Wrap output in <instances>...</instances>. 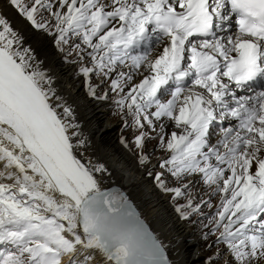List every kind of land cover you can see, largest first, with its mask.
Returning <instances> with one entry per match:
<instances>
[{"label": "snow or ice", "instance_id": "obj_1", "mask_svg": "<svg viewBox=\"0 0 264 264\" xmlns=\"http://www.w3.org/2000/svg\"><path fill=\"white\" fill-rule=\"evenodd\" d=\"M8 3L57 44L76 37L91 49L92 66L80 71L114 76L111 87L123 93L117 103L132 117L138 148L151 138L144 129L157 127L153 118L182 129L165 143L159 125L172 153L161 167L170 165L181 186L166 187L163 173L158 186L186 199L176 211L188 219L201 207L188 191L192 181H183L198 174L223 194L205 238L219 232L216 243L230 256L225 264H264V0ZM24 44L0 13V264H62L64 257L68 264H171L127 199L102 191L96 173L106 167L85 160L90 145L73 107ZM73 50L85 51L79 43ZM138 71L148 74L133 83ZM166 92L171 98L162 101ZM89 93L97 95L90 79ZM148 159L141 155L140 163Z\"/></svg>", "mask_w": 264, "mask_h": 264}, {"label": "bare ground", "instance_id": "obj_2", "mask_svg": "<svg viewBox=\"0 0 264 264\" xmlns=\"http://www.w3.org/2000/svg\"><path fill=\"white\" fill-rule=\"evenodd\" d=\"M0 12L8 18L14 29L24 35V46L31 47L37 61L41 62L53 76L54 87H56L58 93L73 107L76 120L80 125V131L87 138L90 145L88 150L83 153L84 158L86 160L91 159L93 164L102 163L107 169V172L97 173L96 175L102 178L111 177L112 180L128 191L147 221L161 238L176 264H207L203 260L205 252L201 249L199 235L185 222L187 220L179 215L180 213L176 211L177 207L175 206V208L172 205L174 194L162 191L158 186L157 176L149 175L151 162L141 164L138 157L130 154L129 149L118 140V137L122 136H119L118 125L110 117L109 102L104 98H98L97 95L93 96L87 93L86 89L89 81L83 79V74L80 71L81 67L87 66L86 63L81 64L78 62L81 77L77 78L76 67L65 64L59 56L58 49L55 46L56 37L42 30L34 29L8 3V0H0ZM72 43L83 44L79 38L77 42ZM83 46L84 49L87 48L86 45L83 44ZM139 50L141 49H137V53ZM160 50V48L153 50V57ZM68 55L69 53H65V56ZM88 65L91 67L92 61ZM120 67L122 69V66ZM147 74V72H143V75ZM96 75L103 78L100 74ZM143 75L138 71L134 75L133 83L140 82ZM112 78H103V85L108 86V92L111 93L113 89L107 84ZM94 88L96 90V87ZM125 92H127V89H125ZM114 95L115 93H112V98ZM170 98V95L166 92L161 100L166 101ZM118 100V98L113 100L116 107L119 105ZM155 121L154 119V123ZM216 122L222 126L219 120L213 123L210 128V142L211 140L217 141L220 135L221 127L217 126ZM228 123V121H224L223 125ZM232 123H235V121H232ZM160 124H163L167 134H171L173 131L178 134L182 132L181 128H177L175 123L167 118L156 121L157 129H160ZM169 124L171 127H168ZM158 135H161V131ZM219 207L220 205L217 208ZM62 264H68L67 257L63 258Z\"/></svg>", "mask_w": 264, "mask_h": 264}, {"label": "rangeland", "instance_id": "obj_3", "mask_svg": "<svg viewBox=\"0 0 264 264\" xmlns=\"http://www.w3.org/2000/svg\"><path fill=\"white\" fill-rule=\"evenodd\" d=\"M24 2L27 3L28 0H24ZM43 15L45 17H48L49 19L51 18L50 13L48 12H44ZM54 31L55 29L53 28V32ZM49 34L52 35L51 33ZM56 40L55 46L58 49V53L61 59L64 61L65 64L75 66L77 69L76 77H81L79 73L80 65L78 64V62L81 64L86 63V65L89 66L88 64L89 62H91V57L87 53L91 52V49L85 48V51L79 53V55L75 50H73L71 54L65 56V53H69V48L73 44L72 42H77L78 38L73 37L72 42H70V44L68 45H59L57 44ZM80 45L81 48L84 49L83 44ZM122 69L123 71H128L126 67L122 66ZM82 77L83 79H86V81H89L90 79L92 87H96L97 97H106L104 99L109 102V106L111 108L110 117L118 125L119 136H122L118 137V140H120L122 144L129 149L130 154L135 157H138L139 160L141 159V155H147L149 157L147 162L152 163L151 168L149 169V175L158 176V174L163 173L161 179L165 182L166 187L174 188L181 186V183L177 181L168 171L170 165L161 167V164H163L164 161L169 159L172 155V153L167 150L166 147L160 142L161 135H158V133L159 131H161V129H157V127L154 131L150 127L144 129V131H146L151 138H146L145 147L143 150H141L135 144V137L138 134V130L131 126L132 117L128 114L127 108H122L120 105H117L116 107V104L113 101L114 99L117 100V98L120 99L122 93H118L117 91L114 92V90H112V93H115L114 97L112 98V93L108 92V86L103 85V78L105 77L102 76L103 78H100V76L96 75V73L92 74L90 78L85 77L84 75H82ZM107 85L111 87V80ZM86 90L87 93H89V84ZM154 124H156V121ZM168 127H171V125L169 124ZM169 138L170 134L164 135L163 139L165 143ZM189 180H191L192 183L189 184L188 191H190L191 193L194 205H200L201 213L191 214L190 217L186 219L188 222H185L188 223L193 229V231L200 237L201 249L205 252L203 260L206 261L207 264H225L227 260H230V256L225 255L227 249L225 248V245L223 243H216L217 237L219 236V232L215 234H209L205 238V234L208 233L209 227H212V225L209 224V219L215 214L217 209H219L217 207L221 204V197L223 194L218 192L214 194V186L210 187L208 184L204 183V181L200 178L198 174L188 177L183 181V183H188ZM162 191L164 190L162 189ZM202 201H210V206H206L202 203ZM185 203L186 199L184 197H174L172 200L173 207H178L179 205ZM206 225H208V227H206ZM207 260L209 261V263Z\"/></svg>", "mask_w": 264, "mask_h": 264}, {"label": "water", "instance_id": "obj_4", "mask_svg": "<svg viewBox=\"0 0 264 264\" xmlns=\"http://www.w3.org/2000/svg\"><path fill=\"white\" fill-rule=\"evenodd\" d=\"M97 177H99V175H97ZM101 189H102V191H110V192H114V193H118V194L123 195L127 199L128 203L140 215L141 219L143 220V222L147 226V228L150 230V232L162 243V245L164 247V251H165L169 261H171V264H176L174 262V260L171 258L170 253H169L168 249L165 247V245L163 244L161 238L159 237L157 232L154 230V228L151 226V224L147 221V219L143 215L141 209L139 208V206L137 205V203L135 202L133 197L128 193V191L126 189H124L121 185H119L117 182L112 180L111 177H103L102 183H101Z\"/></svg>", "mask_w": 264, "mask_h": 264}]
</instances>
